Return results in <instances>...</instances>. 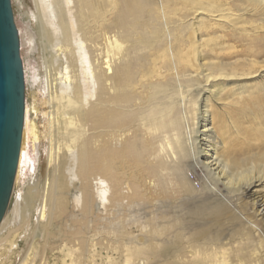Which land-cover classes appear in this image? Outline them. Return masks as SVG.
<instances>
[{
  "label": "bare ground",
  "instance_id": "obj_1",
  "mask_svg": "<svg viewBox=\"0 0 264 264\" xmlns=\"http://www.w3.org/2000/svg\"><path fill=\"white\" fill-rule=\"evenodd\" d=\"M34 2L0 264H49L51 241L61 264L95 262L101 229L147 233L138 213L182 194L247 200L264 225V0Z\"/></svg>",
  "mask_w": 264,
  "mask_h": 264
},
{
  "label": "rangeland",
  "instance_id": "obj_2",
  "mask_svg": "<svg viewBox=\"0 0 264 264\" xmlns=\"http://www.w3.org/2000/svg\"><path fill=\"white\" fill-rule=\"evenodd\" d=\"M12 4L15 23L23 30L27 28L28 22L35 27L36 20L32 17L37 14L34 0H12ZM39 91V87H27L28 101H35L38 110L41 108L37 98ZM190 179L194 180V177L190 175ZM195 188H199L197 183ZM244 202L247 200L226 203L209 194L197 197L182 194L170 198L166 201L167 217H161L159 212L154 213V217L149 212L138 213L141 222L147 220L148 224L151 223L149 233L143 234L138 229L127 231L116 225L101 229L106 239L96 247V256L93 257L96 261L89 260L88 264H136L140 260L141 264H217V260L223 256L225 264H264V244L259 242L264 238V225L257 224L256 229L252 231L244 221L252 215V209L248 205L245 206ZM52 242L54 241H51L48 250L41 252L40 258H44L49 264H61L62 256L57 251L52 252L57 245ZM74 248L77 261L83 253V248ZM9 260L12 261L8 262ZM8 261L6 264L19 262L17 255H12Z\"/></svg>",
  "mask_w": 264,
  "mask_h": 264
},
{
  "label": "water",
  "instance_id": "obj_3",
  "mask_svg": "<svg viewBox=\"0 0 264 264\" xmlns=\"http://www.w3.org/2000/svg\"><path fill=\"white\" fill-rule=\"evenodd\" d=\"M24 110L25 78L12 0H0V223L16 177Z\"/></svg>",
  "mask_w": 264,
  "mask_h": 264
}]
</instances>
